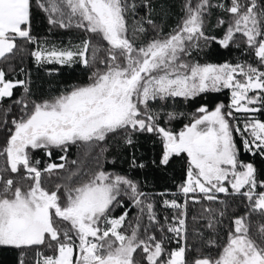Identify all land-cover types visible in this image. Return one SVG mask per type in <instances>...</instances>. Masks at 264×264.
Segmentation results:
<instances>
[{
  "label": "snow or ice",
  "instance_id": "6c2138e0",
  "mask_svg": "<svg viewBox=\"0 0 264 264\" xmlns=\"http://www.w3.org/2000/svg\"><path fill=\"white\" fill-rule=\"evenodd\" d=\"M35 4L47 14L50 25L74 26L86 34L74 47L38 46L31 52L35 62L61 67L79 63L94 70L86 84L36 100L30 99L29 80L7 79L0 68V107L8 99L19 108V115L11 119V106L0 113V125L5 126L0 157L6 161L0 171V248L18 250L17 264H264V223L253 233L250 220L252 214L264 217V169L240 160L235 139L240 137L246 153L264 158V121L247 117L241 121L235 115L264 110V0L215 4L183 0L180 22L168 33L151 18L150 0L139 4L136 0H35ZM141 7L145 16L130 30L128 17H137ZM32 8L33 0H0V60L15 54L18 40L38 43L31 35ZM213 9L226 13L227 19L217 14L213 25ZM215 28L223 29L221 36L212 34ZM149 30L150 38L137 43L138 36ZM92 37L106 47L94 45ZM212 43L247 51L248 57L235 64L192 59L193 50L202 51ZM97 63L103 67H96ZM17 88L24 96L12 99ZM225 89L230 91L227 106L221 103L211 111L200 106L179 132L162 126L184 115L168 111L169 101L191 102ZM136 133L161 138L160 165H168L173 155L186 154V180L179 192L186 198L200 193L191 197L194 204L216 202L220 193L248 202L245 214L229 217L223 244L211 238L204 242L206 248L219 249L215 256L187 242V199L164 200L163 206L174 214L162 222L147 194L124 175L97 170L82 182L57 184L50 191L43 186L42 173L64 169L65 164L49 163L41 169V161H33L30 154L42 150L51 157L59 149L65 153L59 159L65 161L72 145L92 147L123 134L124 144L130 146ZM137 166L144 167L133 160V167ZM76 175L70 172L68 181ZM25 179L31 181L27 188L20 183ZM125 195L140 214L127 229ZM117 207L122 212L113 216ZM225 214V209L202 206L200 218L216 232ZM173 241L175 247H169ZM138 251L142 259L134 261Z\"/></svg>",
  "mask_w": 264,
  "mask_h": 264
},
{
  "label": "trees",
  "instance_id": "16d2710c",
  "mask_svg": "<svg viewBox=\"0 0 264 264\" xmlns=\"http://www.w3.org/2000/svg\"><path fill=\"white\" fill-rule=\"evenodd\" d=\"M139 4L140 0H136ZM152 4L151 18L162 28L164 33H168L173 27H175L183 15L181 6L183 0H150ZM215 4L218 0H212ZM213 15L210 17V22L214 25L216 22V15H222L227 19V14L220 12L219 9H213ZM146 10L144 8L138 9V16L133 17L129 15L128 25L131 30L132 26L137 23L139 17L145 16ZM146 28L150 29V26L145 24ZM223 32L222 28H215L213 30L214 35L221 36ZM31 35L36 37L37 42L46 43L49 45H56V47L68 48L74 47L81 43L85 38V33L73 27L62 29L57 26H52L48 23L47 14L36 7L35 0H33L32 17H31ZM151 36V31L140 34L137 38V43H143ZM93 44H101L106 47L97 37H92ZM19 49L14 55H11L8 60H0V68H3L7 73V79L29 80L31 82L32 95L30 99H42L54 96L68 90L74 86L86 84L88 77L91 75L94 68H86L84 65L74 63L72 66H63L56 64L38 65L34 58L31 56V52L36 50L37 44H30L21 40L17 41ZM243 48V45L241 46ZM105 53L101 51L99 57L103 58ZM248 57L247 51H242L232 46L229 49H224L218 46L216 43H212L209 47L203 48V50H193V60L200 63H243ZM250 62V61H249ZM96 67H103L97 63ZM50 70L51 74H49ZM14 97L12 99L23 98V89H14ZM230 102V95L227 89L216 93H205L195 98L191 102L183 101L175 102L169 101L168 111H175L183 113L184 115L176 120H173L170 124L165 126L171 129L173 132H179L185 124L189 123L191 115L200 106H206L210 111L214 110L216 106L223 103L228 105ZM11 106L12 112L9 119L19 115V108L16 105L11 104V100L6 99L0 107V113L4 108ZM155 107V104H154ZM261 120L264 121V110L258 112ZM239 120H243L248 115L243 113L235 114ZM4 125H0V148L5 143V133L3 131ZM238 147H240V160L244 162H252L258 170L264 169V158L260 155L253 156L250 153H246L243 150L241 140L239 136L235 137ZM163 151V144L161 138L151 133H136L133 135V144L126 145L123 142V134L117 136H109V138L100 142L92 147H82L78 145H72L69 147L65 161H61L59 157L65 155L59 149H54L51 157L45 155L42 150H33L30 154L33 161L40 160L41 163L38 166L43 169L47 164L52 162L64 163V169L54 170L51 174L42 173L43 186L48 190H55L57 184H77L87 179L86 174H90L93 171L104 170L112 174H120L127 176L129 179L135 181L138 184L139 190L147 194L148 200L154 204L155 211L158 218L163 222V218L158 214L159 202L154 200V196L159 194L172 195L179 192V186L186 180L187 174V156L182 153L179 156H171L168 165H160L159 160ZM76 163L73 164L72 161ZM133 160L136 164H143L144 167H133ZM6 165L4 157H0V171ZM70 172L77 173L73 176L71 181H68L67 177ZM13 178L19 179L16 174H10ZM7 178V177H6ZM21 186L27 188L30 184V180H23L20 182ZM63 189H61V192ZM196 195L199 197L201 194L188 195V215L186 223L188 225L187 242L191 245H199L202 252H210L213 256L219 251L218 248H206L203 246L204 242L208 239H216L218 244H223L227 238L226 234L229 230L230 220L229 217L236 215H243L247 211L246 200H243L239 196L225 195L223 193L217 194L219 200L216 202H209L201 200L200 203L194 204L191 197ZM125 204L129 208L128 220L125 222V229L129 221H134L135 218L140 215L139 209L132 205L128 196H122ZM223 201L224 203H220ZM202 206L213 207L217 209H225L226 214L221 218L222 224L218 226L216 232H212L206 225V220L200 218ZM122 209L117 207L113 210L112 215L119 216ZM196 217L194 220L193 217ZM251 230L253 233L257 231V228L264 223V217L259 214H252ZM143 223H147L146 217L143 218ZM125 229H122L124 231ZM202 232L203 236L198 234ZM172 235V234H168ZM183 243V242H182ZM169 247H175V241H173ZM18 250L10 248H0V264H17ZM134 261H141L142 257L139 251L133 256Z\"/></svg>",
  "mask_w": 264,
  "mask_h": 264
},
{
  "label": "rangeland",
  "instance_id": "374dc122",
  "mask_svg": "<svg viewBox=\"0 0 264 264\" xmlns=\"http://www.w3.org/2000/svg\"><path fill=\"white\" fill-rule=\"evenodd\" d=\"M37 45L38 46H42V47H52V46H56V45H53V44L52 45H49V44H46L44 42L43 43L38 42ZM229 104H230V102H229ZM257 113L258 112H256V113H248L247 114L248 115L247 118H255V119L261 120V118L259 117V114H257ZM261 121H263V120H261ZM52 163H57L58 164V162H52ZM190 194H192V193H190ZM190 194H188V195H190ZM195 194H200V193L197 192ZM153 199L156 200V201H158L160 203L159 206H158V214L162 218H164L165 216H168L169 219L171 220V217L174 214V210L173 209H170V208L169 209H166L163 206V201L164 200L171 201L173 199H176L179 203H184L185 200H186V197L182 193H175V194H172V195L159 194V195L154 196Z\"/></svg>",
  "mask_w": 264,
  "mask_h": 264
},
{
  "label": "built area",
  "instance_id": "2783aa9c",
  "mask_svg": "<svg viewBox=\"0 0 264 264\" xmlns=\"http://www.w3.org/2000/svg\"><path fill=\"white\" fill-rule=\"evenodd\" d=\"M228 92H229V95H230V91L228 90ZM166 209H169V208H166Z\"/></svg>",
  "mask_w": 264,
  "mask_h": 264
}]
</instances>
